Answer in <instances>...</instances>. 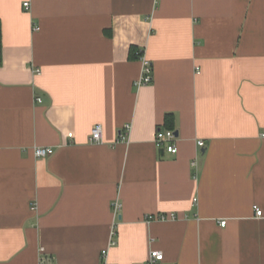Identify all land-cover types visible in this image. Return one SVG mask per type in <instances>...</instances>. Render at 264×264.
Masks as SVG:
<instances>
[{
  "label": "crops",
  "instance_id": "1",
  "mask_svg": "<svg viewBox=\"0 0 264 264\" xmlns=\"http://www.w3.org/2000/svg\"><path fill=\"white\" fill-rule=\"evenodd\" d=\"M0 22V264H264V0H0Z\"/></svg>",
  "mask_w": 264,
  "mask_h": 264
},
{
  "label": "built area",
  "instance_id": "2",
  "mask_svg": "<svg viewBox=\"0 0 264 264\" xmlns=\"http://www.w3.org/2000/svg\"><path fill=\"white\" fill-rule=\"evenodd\" d=\"M25 5L26 6L29 5V3L26 2ZM38 29H39V27H36V30H38ZM137 54H138V56L142 62V75L137 80L136 84L138 86L150 84L154 78V74H153L154 69H153L152 62L147 58V56H145L143 51L139 50L137 52ZM37 72H40V69H38ZM37 100L41 101L42 99L40 97H38ZM130 130H131V125L127 124L120 132L121 140L127 139ZM69 137L72 138L73 133H70ZM103 138H104L103 126H102V124L97 123L93 126V128L91 130L90 141L92 143H102ZM176 139H177V135H176V131L174 129L160 128L157 130L155 143H156L157 147L163 148L172 154H176L178 152V146L176 144ZM198 144L202 147L205 146V142L203 140H199ZM54 152H55V149L53 147H50V146H47V147L37 146L35 148V154L37 157H46V156L52 155ZM121 206L122 205L119 202V200H117L113 204L114 210L116 212H118L121 209ZM255 209H256V213L258 216H261L263 214V210L260 207H258L257 205L255 206ZM156 217H159V219H166L167 218V216H165V215H160V216H156ZM156 217L154 215H149L148 219L152 220ZM172 218H175V215H172ZM226 223H227L226 220L221 221V225H225ZM102 254L104 257V260L102 263L103 264H111V262L108 259V250L107 249L103 250ZM146 264H167L165 261L164 252L160 249H152Z\"/></svg>",
  "mask_w": 264,
  "mask_h": 264
},
{
  "label": "trees",
  "instance_id": "3",
  "mask_svg": "<svg viewBox=\"0 0 264 264\" xmlns=\"http://www.w3.org/2000/svg\"><path fill=\"white\" fill-rule=\"evenodd\" d=\"M132 53L134 57H137V49L133 48ZM2 63V27H1V22H0V65ZM171 115L169 114L167 116V121L170 122Z\"/></svg>",
  "mask_w": 264,
  "mask_h": 264
},
{
  "label": "water",
  "instance_id": "4",
  "mask_svg": "<svg viewBox=\"0 0 264 264\" xmlns=\"http://www.w3.org/2000/svg\"><path fill=\"white\" fill-rule=\"evenodd\" d=\"M176 135H179V132L178 131H176Z\"/></svg>",
  "mask_w": 264,
  "mask_h": 264
}]
</instances>
